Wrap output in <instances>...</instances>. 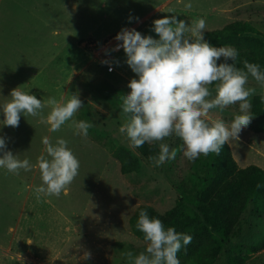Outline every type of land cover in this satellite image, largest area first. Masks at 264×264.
<instances>
[{
	"label": "rangeland",
	"instance_id": "374dc122",
	"mask_svg": "<svg viewBox=\"0 0 264 264\" xmlns=\"http://www.w3.org/2000/svg\"><path fill=\"white\" fill-rule=\"evenodd\" d=\"M167 1L0 0V105L10 100V92L17 86L41 101L49 98L50 89L54 98L63 89H70L69 98L82 90V103L88 110H81L80 116L76 111L75 121L81 117L93 125L84 137L67 121L60 130L50 131L49 137V125L40 116L21 114L19 126L13 128L3 125L0 109V137L6 138L7 149L19 159H27L33 166L41 155L50 159L42 139L48 137L55 143L62 138L80 164L66 195L62 191L59 197H42L40 202L33 191L43 184L37 167L20 169L18 175L0 168V264H129L127 252L138 256L147 248L130 223L136 209L150 204L164 212L184 202L179 186L200 169L195 164L203 154L190 161L181 151L159 167L140 156L143 169L128 174L121 171L114 149L121 144L130 147V140L119 131L127 120L120 96L130 93L127 85L138 76L127 65L124 50H112L118 43L115 38L111 43L105 39L125 27L159 39L152 31L153 21L176 15L188 25L204 19V37L210 45L237 49V45L213 44L208 33L241 21L238 40L244 34L264 40V0H185L192 4L190 9L185 4L176 7L175 0ZM246 25L255 32L246 31ZM88 38L96 39V44L81 46ZM104 60L110 63H102ZM112 65L114 71H109ZM216 83L208 85L211 95L206 99L216 96ZM245 88L256 90L248 97L251 106L257 94H264V86L250 74ZM40 91L47 95L41 97ZM240 103L223 111L211 109L209 118L230 126L234 117L242 114ZM48 113L49 107H45L43 116ZM249 115L252 119L239 139L229 141L231 149L240 166H264V114H254L250 107ZM181 141L173 132L157 142L166 143L171 151ZM167 173L179 183L174 184ZM236 227L241 232L224 240L214 264H231V258L239 253L245 258L240 264H264V213L254 210L251 199ZM85 250L91 253L88 260L81 259Z\"/></svg>",
	"mask_w": 264,
	"mask_h": 264
},
{
	"label": "clouds",
	"instance_id": "9594fccd",
	"mask_svg": "<svg viewBox=\"0 0 264 264\" xmlns=\"http://www.w3.org/2000/svg\"><path fill=\"white\" fill-rule=\"evenodd\" d=\"M184 6L190 9L192 4L189 2ZM205 26L202 18L188 25L184 20H178L176 15H171L153 21L152 31L159 39L127 27L111 35L118 42L112 50L122 48L127 65L138 76L127 85L130 93L120 96L122 113L127 120L119 131L126 133L130 147L139 148L145 142L162 141L174 132L183 140L180 149L183 155L194 161L201 154L219 155L222 147L230 140H238L241 130L249 125L252 117L249 115L251 104L248 97L256 90L246 89L245 85L250 74L264 86V72L260 65L247 60L243 61L246 71L237 68L238 51L231 46L218 48L210 45L204 37ZM221 58L223 62L218 63ZM102 63L110 62L104 60ZM113 70L109 66V71ZM213 82H218L215 85L217 94L208 100L206 98L211 95L208 85ZM20 88L13 89L10 100L0 105L5 117L3 125L18 127L21 114L40 116L42 122L50 125L51 132L60 130L62 125L71 121L70 127L75 128L76 134L87 137L93 125L84 120H72L75 112L83 106L78 94H71L67 102H58L54 97L41 101ZM238 101L241 102L239 109L242 114L236 115L230 126L221 119L209 118L211 109L223 111ZM45 107L50 108L46 118L43 116ZM42 143L50 159L41 155L33 166L27 159L21 160L8 150L6 138L0 137V168L17 175L20 169L29 171L37 167L40 170L43 184L33 189L37 202L42 197H59L62 191L66 195L67 186L77 176L80 167L64 139L52 143L44 137ZM176 155V149L170 151L166 143H160L158 155L150 156L149 160L159 167L167 160L175 159ZM136 227L144 233L147 248L138 256L127 252L129 264H180L177 253L190 243L189 235L179 233L173 227L165 230L162 221L150 218L146 210L139 212ZM90 257L91 253L85 250L81 259Z\"/></svg>",
	"mask_w": 264,
	"mask_h": 264
},
{
	"label": "trees",
	"instance_id": "16d2710c",
	"mask_svg": "<svg viewBox=\"0 0 264 264\" xmlns=\"http://www.w3.org/2000/svg\"><path fill=\"white\" fill-rule=\"evenodd\" d=\"M242 30L243 23L235 21L210 31L208 36L215 45H237L236 65L240 69L246 71L243 61L247 60L249 63L260 65V70L264 72V40L254 34H244L238 40V33ZM245 30L255 32L254 27L248 25ZM86 41L87 39H84L81 46L85 45ZM251 111L258 115L264 114V94L254 97ZM182 146L183 141L176 145V157L181 154ZM136 150L124 144L114 149V156L119 159L124 174L143 169L140 156L153 165L149 157L158 155L159 143L145 142ZM170 163L172 165L173 160ZM195 166H200V169L190 173L187 180L191 184L184 180L179 186L184 195L182 204L164 212L156 210L150 204H142L130 218V223L135 234L144 239V233L137 229L136 224L139 212L146 210L150 218L162 221L165 230L173 227L177 232L191 237L190 243L182 246L177 253L180 264H214L224 240L241 232L236 226L248 201L252 200L256 212L264 213V168L255 163L239 166L230 142L222 147L219 155H202ZM167 175L174 184L179 183L169 173ZM181 243L183 245V242ZM244 260V256L239 253L237 257L231 258L230 262L240 264Z\"/></svg>",
	"mask_w": 264,
	"mask_h": 264
},
{
	"label": "crops",
	"instance_id": "0c3cea01",
	"mask_svg": "<svg viewBox=\"0 0 264 264\" xmlns=\"http://www.w3.org/2000/svg\"><path fill=\"white\" fill-rule=\"evenodd\" d=\"M171 1V0H170ZM170 1H167L168 3L170 2ZM176 2H177V6L176 7H182V4H186L187 2L185 1V0H175ZM215 7V6H214ZM174 9V8H173ZM192 12H194V13H198V11H193L192 10ZM109 41H107L106 43H108ZM109 43H111V42H109ZM105 48H110V47H108V46H105ZM108 57H109V55H108ZM124 67H126V66H124ZM128 68V67H127ZM67 71V70H66ZM114 71V70H113ZM18 87H20V86H17V88ZM20 89H22V88H20ZM51 90V92H52V89H50ZM37 90L36 89H33L32 90V92H36ZM69 91H70V89H63L62 90V94L58 97V98H55L58 102H65L66 100H69L70 98H69ZM51 92H49V97H53L52 95H51ZM38 93H41L42 95H41V97H43V96H46L47 95V91H44V93L42 92V91H40V92H38ZM77 94L79 95V98H80V100L82 101V99H84L83 98V94H82V90H80V91H78L77 92ZM43 100H47L46 98H44V99H42V101ZM87 100V99H86ZM87 108H86V106L83 104V106L80 108V109H78L77 110V114L80 116V115H82L83 114V112L81 111V110H86ZM88 110V109H87ZM49 112H50V108H49ZM77 114H74V116L72 117V119H77ZM89 116V115H88ZM47 117V116H46ZM80 120H83V118H81V117H79V121ZM49 128H50V125H49ZM49 137H50V130H49ZM98 139H101L99 136L97 137ZM259 165V164H258ZM240 166V165H239ZM261 166V165H260ZM263 168H264V166H262Z\"/></svg>",
	"mask_w": 264,
	"mask_h": 264
},
{
	"label": "built area",
	"instance_id": "2783aa9c",
	"mask_svg": "<svg viewBox=\"0 0 264 264\" xmlns=\"http://www.w3.org/2000/svg\"><path fill=\"white\" fill-rule=\"evenodd\" d=\"M114 36L112 37V38H110L109 40H106L105 42H107V41H109V42H111V41H113L114 40ZM88 42V44L89 45H94V43L96 42L94 39H92V38H89V39H87V41H86V43ZM96 44V43H95ZM87 45V44H86ZM113 69H114V66L112 65L111 66ZM109 69V68H108Z\"/></svg>",
	"mask_w": 264,
	"mask_h": 264
}]
</instances>
